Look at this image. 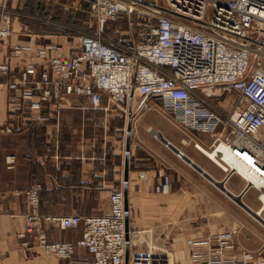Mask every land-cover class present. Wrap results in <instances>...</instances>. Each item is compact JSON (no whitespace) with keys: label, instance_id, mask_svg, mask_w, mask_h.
Returning a JSON list of instances; mask_svg holds the SVG:
<instances>
[{"label":"built area","instance_id":"2783aa9c","mask_svg":"<svg viewBox=\"0 0 264 264\" xmlns=\"http://www.w3.org/2000/svg\"><path fill=\"white\" fill-rule=\"evenodd\" d=\"M41 1L49 16L34 13L31 18L69 31L68 41L37 47L13 45L14 55H29L24 70L9 83L15 93L13 102L40 111L33 115L38 122L54 119L57 123L64 109L74 107L68 103L73 95L83 97L84 110L94 111L108 97L110 103L121 107L118 115L123 118L158 107L182 127L209 135L210 146L197 143V148L227 178L240 175L246 181L245 192L255 188L264 205V140L258 137L264 134V0H163L162 4L158 0ZM59 5L85 11L96 28L92 31L57 21L54 14ZM17 16H21L20 0H2L0 42L13 36ZM124 18L128 28L114 27L108 36V24ZM0 70L8 74V64H0ZM227 95L233 96L230 111L221 107L220 98ZM2 165L0 149V182ZM41 188L36 183L25 192L30 210L21 238L30 237L46 253L67 264H126L123 189L102 192L109 200L108 211L83 216L43 213ZM165 190H169L168 179L157 187V191ZM78 226L83 227V235L74 242L48 238L50 227L64 230ZM235 234L236 229L230 227L189 238L187 262L264 264V246L245 249ZM80 249L91 257H82ZM128 264H175V260L171 254L143 253L128 258Z\"/></svg>","mask_w":264,"mask_h":264},{"label":"crops","instance_id":"0c3cea01","mask_svg":"<svg viewBox=\"0 0 264 264\" xmlns=\"http://www.w3.org/2000/svg\"><path fill=\"white\" fill-rule=\"evenodd\" d=\"M64 10L62 5L55 7L57 21L73 22L76 27L92 31L96 28L85 11L74 10L68 18ZM20 11L21 16L13 21V36L0 42V64L9 66L8 74L0 70V264H67L46 253L30 237L19 236L26 228L25 215L30 210L25 192L36 183L42 187L40 209L46 214H102L109 209L107 195L102 197V192L123 189L129 228L126 264L128 258L143 253L172 254L175 264H189V238L215 234L230 226L236 229V241L243 248L256 250L246 242L258 235L264 239V229L253 223L244 206L228 193L242 196L243 203L256 212L262 207L258 191L256 196L249 190L244 193L246 181L240 175L227 178L197 148V143L204 148L210 146L209 135L182 127L158 107L140 111L134 118L120 117L121 107L110 103L108 97L94 111L82 108L83 97L71 96L68 103L74 107L63 110L60 123L54 119L38 122L33 115L40 111L13 102L15 93L9 83L24 70L29 56L14 55L13 45L18 42L37 47L53 41L66 44L69 35V31L54 24L31 18L34 13L49 16L41 0H20ZM220 99L222 109L230 111L233 97ZM130 119L133 124L127 158ZM156 131L181 151L182 157ZM166 179L169 190L157 191ZM222 183L228 191L223 190ZM82 235V226L48 230L52 242H74ZM258 243L256 240L255 245ZM79 252L84 258L91 257L86 250Z\"/></svg>","mask_w":264,"mask_h":264},{"label":"rangeland","instance_id":"374dc122","mask_svg":"<svg viewBox=\"0 0 264 264\" xmlns=\"http://www.w3.org/2000/svg\"><path fill=\"white\" fill-rule=\"evenodd\" d=\"M66 1V0H65ZM144 1H148V2H157V0H144ZM72 2V1H71ZM158 2L160 3V4H162L163 3V0H158ZM65 12H66V16H68V18H70V15H72V11H73V9H71V10H64ZM71 13V14H70ZM111 24L113 25L112 27H111ZM108 26L110 27V30H109V34H108V36H111L112 35V29L116 26V27H123L124 29H127L128 28V22H127V20L124 18V20L123 19H121V20H119L118 22H115V23H109L108 24ZM113 38H116V36L115 35H113L112 36ZM255 63H256V58L255 57H253V59H252V64L253 65H255ZM226 97H233V96H230V95H227ZM259 139H261V140H264V134H260L259 136ZM249 193H250V195H254V196H256V194H257V190L255 189V188H251L250 190H249ZM239 202V204L241 203V205L242 206H244L245 208H247V209H249V207H247L244 203H243V201H242V197H241V199L238 201ZM262 205V204H261ZM245 210V209H244ZM246 212H247V210H245ZM245 213V212H244ZM248 213V212H247ZM249 214V213H248ZM264 216V215H263ZM249 218H250V220H252L253 221V223H255L256 225H260L263 229H264V226H262V221H257V219H255V218H253L252 216H251V214H249ZM264 218V217H263ZM264 225V224H263ZM230 227H233V226H230ZM230 227H227V228H230ZM252 231V230H251ZM258 235V234H257ZM247 240V239H246ZM256 240H258V244H256L255 245V241ZM246 244L248 245V246H252V247H254V248H256V250L257 249H259L262 245H264V239L261 237V236H256V238H252V240H248L247 242H246ZM255 245V246H254ZM172 255V254H171Z\"/></svg>","mask_w":264,"mask_h":264},{"label":"water","instance_id":"95a60500","mask_svg":"<svg viewBox=\"0 0 264 264\" xmlns=\"http://www.w3.org/2000/svg\"><path fill=\"white\" fill-rule=\"evenodd\" d=\"M132 124H133V119H130L129 120V124H128V134H127V158H129V153H130V150H131V131H132ZM155 134L157 135V136H159V138L166 144V145H168V146H172L173 148H175V150H177L178 151V153L179 152H181V151H179L178 149H176V147H174L172 144H171V142L169 141V140H167L161 133H160V131H156L155 132ZM183 155V154H182ZM187 160L191 163V164H193L195 167H197L202 173H205L201 168H199L197 165H195V163H193V161L191 160V159H189V158H187ZM128 171H129V167H128V160H127V165H126V179H127V176H128ZM205 174H207V173H205ZM207 176H209L208 174H207ZM210 177V176H209ZM211 178V177H210ZM213 180V179H212ZM213 181H215V180H213ZM215 183H218L217 181H215ZM231 194V193H230ZM233 197L237 200V201H239L240 199H241V197L242 196H235V195H233ZM125 204H126V213L128 212V208H127V196H126V193H125ZM253 212V211H252ZM253 214H255V215H257L256 213H254L253 212ZM257 218L260 220V221H262V223L264 224V219H260L259 218V216H257ZM128 223V222H127ZM128 233H129V228H128V225H127V238H128Z\"/></svg>","mask_w":264,"mask_h":264},{"label":"bare ground","instance_id":"6f19581e","mask_svg":"<svg viewBox=\"0 0 264 264\" xmlns=\"http://www.w3.org/2000/svg\"><path fill=\"white\" fill-rule=\"evenodd\" d=\"M205 151L207 152V154H210L211 155V157H214V155L210 152V151H207L206 149H205ZM240 169V171L241 172H244V170L241 168V167H239ZM216 181V180H215ZM215 181H213V182H215ZM225 183V182H224ZM224 183H222V186H223V190L224 191H228L227 190V188H226V186H225V184ZM247 192V191H246ZM245 191H244V193H246ZM230 196H232L233 197V195H231L230 193H228ZM261 194L258 192V197L260 196ZM263 200H264V196H263ZM262 203V202H261ZM245 210H247V212L249 213V214H251L252 216H254L258 221H259V219L257 218V216H259V218L261 219H264L263 217V213H264V205L262 204V207L260 208V209H258V210H256V212H254V210H251V209H247V208H245V207H243ZM254 213H256L257 215H255V214H253V212Z\"/></svg>","mask_w":264,"mask_h":264},{"label":"trees","instance_id":"16d2710c","mask_svg":"<svg viewBox=\"0 0 264 264\" xmlns=\"http://www.w3.org/2000/svg\"><path fill=\"white\" fill-rule=\"evenodd\" d=\"M111 26H113L112 24H111ZM116 27V26H115Z\"/></svg>","mask_w":264,"mask_h":264}]
</instances>
